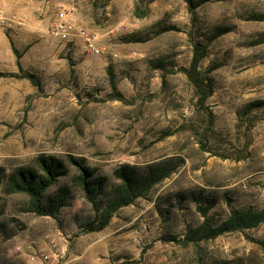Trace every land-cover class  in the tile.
<instances>
[{"label":"rangeland","instance_id":"rangeland-1","mask_svg":"<svg viewBox=\"0 0 264 264\" xmlns=\"http://www.w3.org/2000/svg\"><path fill=\"white\" fill-rule=\"evenodd\" d=\"M10 1L49 3L51 15L34 10L24 32L5 29L0 167L61 158L68 172L43 200L65 187L67 202L54 217L38 215L2 179L0 264H264V221L182 243L203 220L200 207L214 220L231 207L264 209V104L246 108L264 102V0ZM61 9L101 38V55L47 30ZM195 42L206 48L199 70L212 88L202 104L184 72ZM68 156L89 180L104 178L103 206L121 165L171 172L105 228L85 232L94 211Z\"/></svg>","mask_w":264,"mask_h":264},{"label":"trees","instance_id":"trees-1","mask_svg":"<svg viewBox=\"0 0 264 264\" xmlns=\"http://www.w3.org/2000/svg\"><path fill=\"white\" fill-rule=\"evenodd\" d=\"M187 1L191 4L190 0ZM263 18L264 16H262ZM205 49L204 45L195 42L189 66L184 69L189 82L195 88L200 104L204 103L212 93L210 83L199 70V64L205 56ZM13 51L16 52L15 48ZM263 104L264 102L261 101L251 102L246 108L260 107ZM67 161L77 169V183L81 186L94 211L93 218L83 226L85 232H97L105 228L116 210L134 203L139 197H145L155 184L171 172V169L165 165H149L142 173H137L131 166L121 165L114 170V175L120 180V183L112 187L103 206L98 200V195L104 178L89 180L91 172L83 165L81 159L68 156ZM35 164L36 167H16L8 174H5L4 169L0 167V185L4 179L5 191L8 193L24 192L28 195L30 210L38 215L54 217L67 202V188L61 187L58 192L48 196L46 200H43V197L45 191L58 177L67 174L68 167L64 160L52 155L37 156ZM199 209L204 218L198 225L189 227L185 231L183 244H195L199 241L214 239L228 232L254 228L264 221V209L231 207L224 217L216 220L207 215L208 206Z\"/></svg>","mask_w":264,"mask_h":264},{"label":"built area","instance_id":"built-area-1","mask_svg":"<svg viewBox=\"0 0 264 264\" xmlns=\"http://www.w3.org/2000/svg\"><path fill=\"white\" fill-rule=\"evenodd\" d=\"M8 22L10 20L5 9L0 7V26L8 24ZM46 28L60 40H71L73 36L78 37L82 41L84 49L92 55L99 56L103 51L101 38L87 29H77L72 22L71 15L66 10H59L54 21Z\"/></svg>","mask_w":264,"mask_h":264},{"label":"crops","instance_id":"crops-1","mask_svg":"<svg viewBox=\"0 0 264 264\" xmlns=\"http://www.w3.org/2000/svg\"><path fill=\"white\" fill-rule=\"evenodd\" d=\"M0 7H3L5 9L7 17L11 21V23L8 22V24L6 23L5 25L0 26V46L3 44L4 40L6 39L5 29H8L7 31L10 32H15L17 30L24 32V29L26 28L25 25L28 24L29 21L28 19L29 17L27 16H31L32 12H35L34 10L44 11V15H43L44 19L46 18V14L51 15V13L48 12L49 3L46 6L44 5L41 6L37 3H32V2H13V1L5 2L4 0L0 2ZM48 17L49 16H47V18ZM16 23H18V25H16ZM30 27L31 26L28 25L29 30ZM39 29L40 28H37V30Z\"/></svg>","mask_w":264,"mask_h":264}]
</instances>
